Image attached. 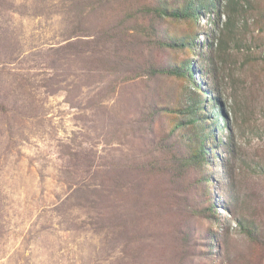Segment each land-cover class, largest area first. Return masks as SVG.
I'll return each mask as SVG.
<instances>
[{
    "label": "rangeland",
    "instance_id": "rangeland-1",
    "mask_svg": "<svg viewBox=\"0 0 264 264\" xmlns=\"http://www.w3.org/2000/svg\"><path fill=\"white\" fill-rule=\"evenodd\" d=\"M238 1L0 0V264H264V0Z\"/></svg>",
    "mask_w": 264,
    "mask_h": 264
},
{
    "label": "trees",
    "instance_id": "trees-1",
    "mask_svg": "<svg viewBox=\"0 0 264 264\" xmlns=\"http://www.w3.org/2000/svg\"><path fill=\"white\" fill-rule=\"evenodd\" d=\"M212 0H190L191 6L193 8H195L193 10V12L191 14H189L187 12V9H190L189 4H187V6H183L177 9H172V10H167V8L164 7H160L157 10V14L162 17L164 16H169L171 19L174 20H186L190 17H194L197 18V14H196V9L198 8H203L206 9V7H208V4L211 3ZM217 3L219 5V7L222 9V14L226 17V21L224 24L227 25L228 22H232L234 20V16L237 15L239 13L238 11V6H239V1L238 0H225L223 2H221L220 0H217ZM221 15V14H220ZM223 25V23L221 24ZM165 45H168V43H164ZM183 42H181L180 44H177L176 42L171 43V45L169 47L172 48H182V46L184 47ZM220 44V43H219ZM189 112L188 116L192 117L191 120L188 121H184L185 124H183L182 126L185 127L186 129V133H185V138L188 144V152H187V156L185 155V159L189 162H192L193 164H205V139L204 135L199 134V131H203V129H201V127H199V121H198V113L197 111L194 110L193 107L189 108L188 111ZM186 112V113H187ZM181 125V124H180ZM231 158V155L228 153V163L229 160ZM229 174H231V170L229 169ZM204 181V179H202ZM205 181L208 182V179L205 178ZM239 219V218H238ZM240 222V219L238 220ZM250 235V240L252 241H256L257 239H259L258 242L263 241V245H264V237H258V235H251V233H249Z\"/></svg>",
    "mask_w": 264,
    "mask_h": 264
}]
</instances>
